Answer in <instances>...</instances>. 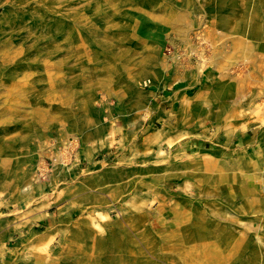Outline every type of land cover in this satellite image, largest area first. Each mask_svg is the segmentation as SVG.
Instances as JSON below:
<instances>
[{"label":"rangeland","instance_id":"rangeland-1","mask_svg":"<svg viewBox=\"0 0 264 264\" xmlns=\"http://www.w3.org/2000/svg\"><path fill=\"white\" fill-rule=\"evenodd\" d=\"M173 75L250 94L264 126V0H0V264H264V205L184 228L148 194L138 133L128 193L88 167ZM45 191L59 205L32 210Z\"/></svg>","mask_w":264,"mask_h":264},{"label":"crops","instance_id":"crops-1","mask_svg":"<svg viewBox=\"0 0 264 264\" xmlns=\"http://www.w3.org/2000/svg\"><path fill=\"white\" fill-rule=\"evenodd\" d=\"M166 84L171 90L156 108L154 103L149 105L148 121L121 127L127 129L132 144L124 148L104 146L102 152L111 153L110 160L106 157L109 166L105 167V158H95L90 160L89 169L101 172L105 180L118 178L128 193L136 176L134 141L138 133L141 176L144 185L149 179L148 194L153 181L160 208L164 205L184 228L197 226L200 215L209 218L233 205L238 213L232 217L239 218L242 205H264V126L241 114L242 103L250 94L231 96L223 85L196 90L189 76L173 75ZM87 187V183L80 185V190L87 193ZM168 192L174 194L173 199L168 198ZM50 194H43L48 201L42 207L33 203L30 208L49 211L48 206L59 205V198L54 201Z\"/></svg>","mask_w":264,"mask_h":264}]
</instances>
